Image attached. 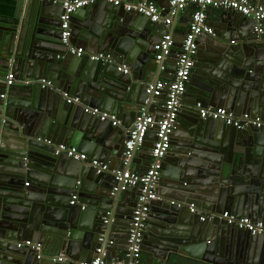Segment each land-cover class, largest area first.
<instances>
[{
	"label": "water",
	"instance_id": "water-1",
	"mask_svg": "<svg viewBox=\"0 0 264 264\" xmlns=\"http://www.w3.org/2000/svg\"><path fill=\"white\" fill-rule=\"evenodd\" d=\"M119 9L103 2L72 15L78 26L72 36L79 43L112 53L113 62L101 64L87 57L58 58L60 5L0 0V96L9 74L15 82L0 99V243L6 244L0 264H61L53 258L62 254L63 264L91 261L103 234L107 239L126 234L127 247L134 189L113 193L111 173H97L90 160L55 154L63 144L104 162L122 160L127 122L153 107L146 87L159 81V64L152 56L157 30L147 18L123 16ZM241 17L225 11L220 18L238 43L210 42L209 55L195 57L188 92L193 86L198 91L194 106L182 105L171 136L177 169L168 184L167 176H160L142 262L151 258V263L162 264L182 252L209 264H264V235L252 236L220 218L228 210L238 218L264 222V128L237 130L203 120L197 108L225 107L264 121V38L254 34L255 20ZM75 18L82 23L76 24ZM205 37L216 34L202 35L197 42ZM122 63L129 72L119 71ZM42 80L52 82L53 88H42ZM64 94L79 97L81 106L68 105ZM84 107L115 114L122 126L102 122ZM165 163L174 164L163 160L162 167ZM192 205L196 213L190 212ZM23 240L41 243L43 258L17 248ZM117 245L114 241L105 251Z\"/></svg>",
	"mask_w": 264,
	"mask_h": 264
},
{
	"label": "built area",
	"instance_id": "built-area-1",
	"mask_svg": "<svg viewBox=\"0 0 264 264\" xmlns=\"http://www.w3.org/2000/svg\"><path fill=\"white\" fill-rule=\"evenodd\" d=\"M39 2L60 5L62 14L60 15V40L67 53L78 58L87 57L91 62L101 64H111L113 59L106 53L87 55L83 47H76L71 44L72 37V15L79 9L91 6L98 1L112 4L116 8L123 9L126 13H133L147 18L153 24L169 26L173 17L184 11L189 5H193L195 10L191 17L189 29L184 37L181 51L177 56L175 72L169 81H158L146 87V94L151 97V103L164 99L160 116L142 113L128 131L125 142V152L123 163L125 168L110 172L109 165L99 161H89L87 155L81 153L77 148L66 145H59L56 148V155H66L75 161L88 162L97 170V173H112L115 181L113 193L118 191H128L138 189L139 195L133 209L131 223L128 229L127 248L124 258L116 261L107 260L106 248L114 244V240L107 239L103 234L98 239V247L95 256L91 261H84L79 264H145L141 261L142 247L147 230V220L151 210V205L158 199V183L162 162L171 148V136L175 129L179 113L182 108V99L187 92L190 82L195 57L197 54V41L202 35L214 36V31L207 25V11L210 8L225 11H234L243 17L253 19L257 22L256 33L258 36L264 34V0H170L169 9L165 11L152 2L129 3L124 0H38ZM174 39L172 34L163 35L154 46L155 59L163 62L172 54ZM119 71L127 73V66H119ZM14 83V75L9 74L6 78V86L11 87ZM42 88H53V83L42 80ZM5 95H1L4 98ZM68 105L81 106L78 97H70L64 94ZM200 118L223 122L226 126L237 130H245L251 127L264 128V121L253 118L248 114L240 117L234 116L231 112L223 108H204L197 105ZM86 114L98 118L102 122H110L113 127H119L121 121L116 115L109 114L99 108L84 107ZM149 133L154 134V142L151 150L152 163L144 173H134L128 167L133 159L135 149L141 148ZM127 167V168H126ZM77 197H73L72 205ZM179 207H183L182 204ZM191 213H196L194 206H190ZM109 215V214H108ZM211 216L210 219H213ZM220 218L226 223L240 231L247 232L252 236L264 235V222L253 221L250 218L236 216L229 212H224ZM206 218H201L205 221ZM108 220L105 219V223ZM17 248L31 249L35 251L38 259L43 258L41 253V243L26 240L17 243ZM56 262H63V255L53 258Z\"/></svg>",
	"mask_w": 264,
	"mask_h": 264
},
{
	"label": "crops",
	"instance_id": "crops-1",
	"mask_svg": "<svg viewBox=\"0 0 264 264\" xmlns=\"http://www.w3.org/2000/svg\"><path fill=\"white\" fill-rule=\"evenodd\" d=\"M124 1L129 2V3H136V2H131V1H128V0H124ZM103 2L104 1H98V2L95 3V5L96 4H102ZM145 2H152L155 5H157L159 8H161V9H163L165 11H168L170 0H161L160 2L159 1L156 2V1H147L146 0V1H144V3ZM194 10H195V7L193 5H189L184 11L179 12L176 16L173 17L172 23L169 26H164V25H160V24H153V23H151L149 21V26L153 30H157V33L153 36V39H152V41H153V48H152L153 51H154V46L156 45V43L159 41V39L163 35H165L167 33H170V34H172L173 39H174V47L172 49V54L163 63L160 64L159 62H157L156 59H155V54L152 55L153 56V60L157 64H159V68H158L159 81H169V80H171V78H172V76H173V74L175 72L177 56H178V54L181 51L182 43H183L184 37H185V35H186V33H187L188 29H189V25L191 23V17H192V14H193ZM119 11L122 13L123 16H126L125 14H127V13H125V11L123 9L120 8ZM223 13H225V10L214 9V8L208 9V11H207V25L211 29H213L214 33L216 34V37H214V38L213 37L212 38L205 37L204 39L202 38L200 42H197V54L198 55L199 54L202 55V56H208L209 55V53H210V51H209L210 42H216L217 44L219 42V43L228 44V45H232V44L238 43V39L235 38L234 36H232L231 32L228 31L225 28V26H223L220 23V18H221ZM241 18H243V16ZM74 20H75L76 24H78V23L81 24L82 23V21L79 20V19L75 18ZM71 25H72V30H73V27H78V26H76L73 23V20H72V24ZM256 27H255V30L253 29V32H254V34L256 36H258L257 33H256ZM261 36L264 38V34L261 35ZM71 44L73 46H76V47H83L85 49V52L87 53V55H92V54H97V53H106V54H108V55H110L112 57V53L109 52V51H104L103 52V51L90 50L84 44L79 43L77 41V39L74 38L73 36L71 37ZM67 57H70V55L67 53L65 47L63 45H61L60 49H59V57L58 58L61 60L62 58L64 59V58H67ZM123 65L127 66V65H125L123 63L120 66H123ZM128 69L130 71L129 67H128ZM190 82H191V79H190ZM190 82L188 84L187 92H186V94H188V96H185L182 99V105L184 107H188V108H191L192 106H194V105H191L192 103H194V96H195L194 95V91H198L196 89V87L193 86L191 88L192 92L191 93L188 92V88L190 87ZM153 83L154 82L151 81V82H148L147 85L153 84ZM14 85H15V82L13 83L12 86H14ZM7 88L8 87L5 86V90H4L5 91V96H7V91H8ZM0 99H1V96H0ZM163 101H164V99L162 98V99H159V100L153 102L152 103L153 107H152L151 111H149V114H154V115L160 116L162 114L161 105H162ZM183 102L184 103L186 102V103L184 104ZM94 108H97V107H94ZM207 108H211V106H207ZM222 108L228 110L225 107H222ZM102 111L107 112L109 114H112V113H110V112H108L106 110H102ZM229 112H231L236 117H240L242 115L248 114V113H244L242 115H236L232 111H229ZM113 115H115V114H113ZM248 115H250V114H248ZM185 117L187 119L190 118L188 115H185ZM258 119L262 120V118H260V117ZM122 123L123 122L121 121V125L119 127L122 126ZM127 123L130 126L129 129H131L133 124H134V121H130V122H127ZM153 142H154V134L153 133H149L147 135V137H146L144 145L141 148H138L136 150L135 154L133 155V160L131 161V163H130V165L128 167L132 172H134V173H144L150 167V165L152 163L151 150H152ZM61 145H63V144H61ZM75 148H77L81 153L87 155V157H88V159L90 161L95 160V161L103 162V163L109 165L110 172L122 170V169L125 168L124 163H123V159L122 160H118V161H112V162H104V161L99 160V158L94 157L93 154H91V152H89V151L83 150L82 148L77 147V146H75ZM171 151H172V147L170 148V150H169L167 156L165 157L164 161L165 160L166 161L169 160V161L173 162L174 164H171V163L163 164L162 170L160 172V176L162 174H165V176H167L166 177L167 180H164L165 184L170 183L169 182L170 181V177L169 176H171L173 174L174 170L177 169L175 167V165L178 162V155L174 154V156H171V154H172ZM161 180H162V177L159 178V183H160ZM26 183H30V182H26ZM159 183H158V185H159ZM131 190H133V189H131ZM138 195H139V190L134 189V191L132 192V195H131L130 202L133 203V204H136ZM226 212H229V211L227 210ZM246 218H250V217L246 216ZM127 231H128V229H127ZM117 237H119V239ZM113 239H115L114 241L119 243V245H117V247H114V248L110 249V251H108V253H107V257H109V258H107V260L109 259L108 261H116V260L122 259V258H124L125 253H126V248H127L126 247V234H117V236H115V238H112V240ZM210 242L212 243V240H210L207 243H210ZM0 245H1L0 250H2L4 252L6 244L5 243H3V244L0 243ZM3 252H1V253H3ZM62 255H63L65 260L63 262H58V263H61V264L65 263V261H66L65 255L64 254H62ZM70 261H72V263L74 261V263H76V264L81 263V262H79L77 260H70ZM143 263H145V264H153V263H151V258H148V260L146 262L143 261ZM162 264H209V263H206L204 261H200V260H197L195 258H192V257H190L188 255V253L180 252L177 255H172L166 261L162 262ZM224 264H229V262H224Z\"/></svg>",
	"mask_w": 264,
	"mask_h": 264
},
{
	"label": "flooded vegetation",
	"instance_id": "flooded-vegetation-1",
	"mask_svg": "<svg viewBox=\"0 0 264 264\" xmlns=\"http://www.w3.org/2000/svg\"><path fill=\"white\" fill-rule=\"evenodd\" d=\"M230 263V262H229Z\"/></svg>",
	"mask_w": 264,
	"mask_h": 264
}]
</instances>
